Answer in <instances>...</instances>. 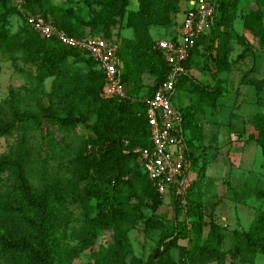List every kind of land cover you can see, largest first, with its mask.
<instances>
[{
	"label": "trees",
	"instance_id": "trees-1",
	"mask_svg": "<svg viewBox=\"0 0 264 264\" xmlns=\"http://www.w3.org/2000/svg\"><path fill=\"white\" fill-rule=\"evenodd\" d=\"M130 1L82 0L89 13L85 19L73 7L55 5L53 0H16L15 7L14 0H0V55L14 65L22 59L36 68V74L28 76L30 86L25 89L35 107L27 104L21 109L17 105L20 92L15 89L11 90L12 99L0 104V138L20 134L16 149L0 156V264H72L92 249L97 233L105 231L114 233V242L100 248L92 264H144L132 255L129 239L139 224L144 225L147 234L161 233L160 247L145 264L223 263L226 259L222 250L224 227L213 217L206 219L205 197L211 191L207 172L217 157L202 154L205 135L198 118L205 115L206 109L217 107L224 93L220 75L233 67L234 43L246 42L235 28L242 0H214V26L197 42L184 64L187 72L180 76L176 87L174 105L180 107L183 116L195 174L185 197L186 205L173 197L180 230H170L159 217L165 196L154 187L134 150L152 146L144 99L156 94L170 71L163 53L156 48L161 39L153 36L152 28L173 27L165 39H175L177 17L184 12L182 3L190 0H136L137 10L129 9ZM250 1L256 9L245 15L244 29L264 42V0ZM14 14L25 26L11 33L8 25ZM27 16L51 21L72 37H103L118 43L119 71L128 98H105L106 76L98 64L57 39L42 38L28 24ZM117 25L131 30L133 37L120 41L112 37ZM83 28L93 34L87 35ZM198 57L205 59L204 68L214 82L213 88L200 84L191 75ZM49 78H53V84L47 94L45 82ZM146 78H154V83L148 86ZM245 84L255 89V104L261 106L264 79L249 78ZM182 92L190 96L187 107L180 105ZM44 95L49 97L48 106L42 102ZM251 126L254 133L248 140L255 142L264 156V113L254 115ZM79 127L91 130L92 136L78 137L76 145L66 151L68 179L46 175L34 183L28 148L30 132L50 138V147L57 149L54 133L71 136ZM253 194L264 200L263 191ZM70 206L80 208L84 217L76 231V246L66 239ZM232 235L231 258L254 264L258 256H264V209L257 211L248 231L235 230ZM186 238H190V245H180V240ZM173 251H178V259Z\"/></svg>",
	"mask_w": 264,
	"mask_h": 264
},
{
	"label": "rangeland",
	"instance_id": "rangeland-1",
	"mask_svg": "<svg viewBox=\"0 0 264 264\" xmlns=\"http://www.w3.org/2000/svg\"><path fill=\"white\" fill-rule=\"evenodd\" d=\"M82 0H53L55 5L65 8L73 7L79 16L88 19L89 13L83 7ZM186 5V7H185ZM16 6V0L12 3ZM188 4L182 3V9H187ZM130 10L138 9L136 0L130 1ZM255 4L250 0H242L240 5L239 18L236 22V31L245 38V44L234 43L231 60L233 67L228 73L220 75L224 81L223 97L218 102L215 109H206L203 117L198 120L202 124L205 135L206 144L203 145V155L206 157L216 156L219 158L208 171L209 176L217 178L220 182L218 189H215L214 183L211 181V191L205 197L206 219L211 218L224 227L225 242L223 252L226 259L223 263L211 261L206 264H244L238 259L231 258L230 251L234 247L233 231H248L255 219L258 210L264 209V200H259L254 191L264 192V156L260 147L248 140V137L254 133L251 126L252 117L258 113H264V103L261 106L255 104V89L247 86L245 80L249 78L264 79V42L256 39L248 31L244 29V18L251 10H255ZM183 13L177 20L182 21ZM24 21L16 14L10 17L8 29L11 33H16L20 28L24 27ZM87 35L93 34L90 29L83 28ZM173 27H153L152 34L156 39L168 38ZM95 35H102L96 32ZM112 37L118 39H130L133 32L121 25H117L112 30ZM243 55V56H241ZM260 55V56H259ZM260 57L259 65L256 66V59ZM72 61V60H71ZM204 57L195 60L192 77L209 88H213L209 73L204 68ZM83 67H85L82 64ZM0 104L6 103L12 99L11 90H19L20 97L17 105L24 109L25 105L35 107V102L29 97L25 90L30 86L28 76L36 74V68L24 60L20 59L17 65L11 60L0 55ZM85 69V68H84ZM19 70L23 71L19 72ZM146 84L152 85L154 78L146 79ZM53 78H49L45 82V92L49 94L52 90ZM180 105L187 107L190 105V96L184 92ZM42 102L45 106L49 105V97L42 96ZM180 109V107H177ZM56 129L53 128V132ZM57 149L51 148V139L44 138L41 134L30 132L28 139V148L32 153V179L34 183H39L42 178L52 179H68V167L66 151L73 148L80 136L91 137L92 132L86 128H78L77 132L71 136H65L59 132L54 133ZM239 135L245 140L246 144L241 146L242 139L238 138L233 146L230 139ZM20 134H13L8 137L0 138V156L9 154L11 149L18 146V138ZM64 152L61 153V149ZM57 153H59L57 155ZM66 158V159H65ZM193 172V171H192ZM227 177L225 178V176ZM224 178V179H222ZM222 180V182H221ZM216 184V183H215ZM70 218L67 229V241L76 246L78 240L76 231L83 225V211L76 207L70 206ZM146 215H151L150 211H146ZM158 215L169 224L170 230H180L181 223L176 222V212L174 210L173 199L167 194L163 205L158 211ZM211 217V218H210ZM179 220L182 218L179 217ZM208 229H206L207 233ZM129 239L132 245L133 256L142 260L145 264L149 257L157 252L160 247L161 233L152 232L145 233L144 225L139 224L136 229L130 232ZM114 242V233L112 231L98 232L95 244L92 249L83 252L72 264H92L97 251L100 248H108ZM180 245L189 246L190 238L180 240ZM173 256L178 259V251H173ZM130 264V261H129ZM254 264H264V256L257 257Z\"/></svg>",
	"mask_w": 264,
	"mask_h": 264
},
{
	"label": "built area",
	"instance_id": "built-area-1",
	"mask_svg": "<svg viewBox=\"0 0 264 264\" xmlns=\"http://www.w3.org/2000/svg\"><path fill=\"white\" fill-rule=\"evenodd\" d=\"M178 23L175 39H161L156 48L163 53L170 71L156 94L144 99L150 127L151 148H137L144 172L158 192L179 198L186 205V195L194 180L188 139L184 133L183 116L174 105L180 76L186 73L184 64L190 58L201 37L210 33L215 22L214 0H190ZM26 21L46 39H57L62 44L89 55L106 76L105 98L127 99L121 80L118 56L119 45L103 37L76 38L59 31L51 21L27 16ZM239 137L234 138L236 141Z\"/></svg>",
	"mask_w": 264,
	"mask_h": 264
},
{
	"label": "crops",
	"instance_id": "crops-1",
	"mask_svg": "<svg viewBox=\"0 0 264 264\" xmlns=\"http://www.w3.org/2000/svg\"><path fill=\"white\" fill-rule=\"evenodd\" d=\"M185 7H186V5H185ZM186 9V8H185ZM185 9H183V10H185ZM181 22V21H180ZM159 39H165V38H159ZM260 56V55H259ZM258 56V58L256 59L257 61H256V66L257 65H259V61H260V57ZM198 58H201V57H198ZM198 58H196V59H198ZM195 59V60H196ZM147 80H148V78H146ZM181 97H182V94H181ZM239 138L240 139H242V142H241V146H244L245 144H246V142H245V140L239 135ZM233 139H234V135H232V137H231V139H230V141L232 142L233 141ZM239 142V141H238ZM237 141H235V142H233L232 144H233V146L236 144V143H238ZM204 144H206V140H205V143ZM217 161H219V158H216V160H215V162L213 163V165L217 162ZM212 165V166H213ZM211 166V167H212ZM210 167V168H211ZM209 168V169H210ZM209 169H208V171H209ZM207 175H208V178L210 179V181H212L213 183H214V188L215 189H218V184H220V182H219V180L217 179V178H213V177H211V176H209V174H208V172H207ZM227 177V175L225 176V178ZM222 179H224V178H222ZM221 182H222V180H221ZM216 183V184H215Z\"/></svg>",
	"mask_w": 264,
	"mask_h": 264
}]
</instances>
